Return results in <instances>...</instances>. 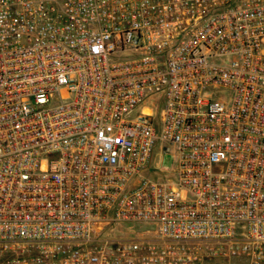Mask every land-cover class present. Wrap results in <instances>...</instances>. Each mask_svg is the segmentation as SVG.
<instances>
[{
	"label": "built area",
	"instance_id": "2783aa9c",
	"mask_svg": "<svg viewBox=\"0 0 264 264\" xmlns=\"http://www.w3.org/2000/svg\"><path fill=\"white\" fill-rule=\"evenodd\" d=\"M208 258L264 264V0H0V264Z\"/></svg>",
	"mask_w": 264,
	"mask_h": 264
},
{
	"label": "rangeland",
	"instance_id": "374dc122",
	"mask_svg": "<svg viewBox=\"0 0 264 264\" xmlns=\"http://www.w3.org/2000/svg\"><path fill=\"white\" fill-rule=\"evenodd\" d=\"M176 162L175 159L172 155H168L165 154L164 155V159H163V163H162V168L165 171H169L175 168ZM123 227L126 230L133 229L137 232H140L139 234H142V232H146V231H154L156 228L154 226H148V225H144L141 223H127L124 224ZM126 237H132L133 235L125 233L124 234ZM140 237H144L142 235H139ZM153 237L152 235H146L145 237ZM204 264H233L232 261L230 259H223V258H208Z\"/></svg>",
	"mask_w": 264,
	"mask_h": 264
},
{
	"label": "crops",
	"instance_id": "0c3cea01",
	"mask_svg": "<svg viewBox=\"0 0 264 264\" xmlns=\"http://www.w3.org/2000/svg\"><path fill=\"white\" fill-rule=\"evenodd\" d=\"M230 260L232 261L233 264H248L247 261L242 258H233Z\"/></svg>",
	"mask_w": 264,
	"mask_h": 264
}]
</instances>
